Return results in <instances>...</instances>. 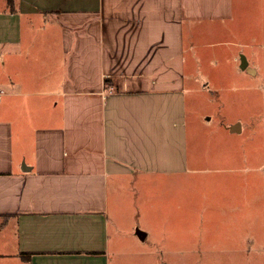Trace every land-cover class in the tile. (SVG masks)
<instances>
[{
  "label": "crops",
  "instance_id": "1",
  "mask_svg": "<svg viewBox=\"0 0 264 264\" xmlns=\"http://www.w3.org/2000/svg\"><path fill=\"white\" fill-rule=\"evenodd\" d=\"M232 6L0 0V264L197 253L186 37L237 36Z\"/></svg>",
  "mask_w": 264,
  "mask_h": 264
},
{
  "label": "rangeland",
  "instance_id": "2",
  "mask_svg": "<svg viewBox=\"0 0 264 264\" xmlns=\"http://www.w3.org/2000/svg\"><path fill=\"white\" fill-rule=\"evenodd\" d=\"M232 2L231 23L243 27L237 36L186 37L187 62L202 57L197 79L187 86L189 141L201 158L190 175L195 183L184 185L187 192L193 184L202 191L192 199L198 251H155L148 261L126 256L120 264H264V0ZM235 124L239 131L226 136ZM165 184L174 187L173 181Z\"/></svg>",
  "mask_w": 264,
  "mask_h": 264
},
{
  "label": "water",
  "instance_id": "3",
  "mask_svg": "<svg viewBox=\"0 0 264 264\" xmlns=\"http://www.w3.org/2000/svg\"><path fill=\"white\" fill-rule=\"evenodd\" d=\"M245 65H246V62H245V60H244L243 58H241L240 67H241V68H243ZM237 126H238V124H235V126H234V127H237Z\"/></svg>",
  "mask_w": 264,
  "mask_h": 264
},
{
  "label": "trees",
  "instance_id": "4",
  "mask_svg": "<svg viewBox=\"0 0 264 264\" xmlns=\"http://www.w3.org/2000/svg\"><path fill=\"white\" fill-rule=\"evenodd\" d=\"M7 3L9 4V6H10L11 9H12V6H13V0H7Z\"/></svg>",
  "mask_w": 264,
  "mask_h": 264
}]
</instances>
